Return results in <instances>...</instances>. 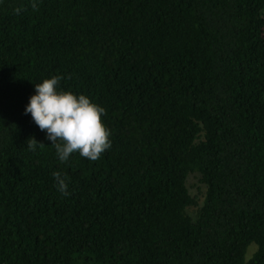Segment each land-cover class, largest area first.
I'll list each match as a JSON object with an SVG mask.
<instances>
[{"label":"trees","instance_id":"obj_1","mask_svg":"<svg viewBox=\"0 0 264 264\" xmlns=\"http://www.w3.org/2000/svg\"><path fill=\"white\" fill-rule=\"evenodd\" d=\"M53 76L98 160L25 113ZM0 264H264V0H0Z\"/></svg>","mask_w":264,"mask_h":264},{"label":"clouds","instance_id":"obj_2","mask_svg":"<svg viewBox=\"0 0 264 264\" xmlns=\"http://www.w3.org/2000/svg\"><path fill=\"white\" fill-rule=\"evenodd\" d=\"M32 9L38 10V0H31ZM19 14L21 8H16ZM62 77L53 76L34 85L25 113L31 114L36 126L47 134L60 162H67L74 153L96 161L111 147L110 130L103 123L105 109L93 103L86 95H76L58 89ZM45 145L34 138L27 140L29 150ZM58 191L69 195L67 177L54 172Z\"/></svg>","mask_w":264,"mask_h":264},{"label":"rangeland","instance_id":"obj_3","mask_svg":"<svg viewBox=\"0 0 264 264\" xmlns=\"http://www.w3.org/2000/svg\"><path fill=\"white\" fill-rule=\"evenodd\" d=\"M185 186L188 190V192L191 194V195H195L197 196L198 198L201 197V194L203 192V185H201L199 182H198V179H197V175L195 173H189L187 176H186V179H185ZM253 246L254 245H250L247 247L246 251L247 253H245V258L247 257V255L250 254V252L252 251L253 249Z\"/></svg>","mask_w":264,"mask_h":264}]
</instances>
